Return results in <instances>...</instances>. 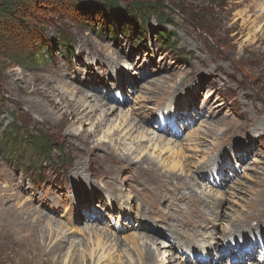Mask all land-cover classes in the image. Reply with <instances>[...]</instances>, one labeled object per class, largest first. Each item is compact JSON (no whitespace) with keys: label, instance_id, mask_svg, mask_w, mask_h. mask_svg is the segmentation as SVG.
I'll return each instance as SVG.
<instances>
[{"label":"rangeland","instance_id":"374dc122","mask_svg":"<svg viewBox=\"0 0 264 264\" xmlns=\"http://www.w3.org/2000/svg\"><path fill=\"white\" fill-rule=\"evenodd\" d=\"M262 2L264 0L30 2L31 15L21 17L19 23L8 29L11 33L0 29V197L5 191L11 197L6 203L0 202V229L13 220L14 212L10 213L9 209L15 207L17 211L27 201L31 209H39L46 217L66 227L63 233L66 231V241L70 240L55 250L53 245L60 237L50 234L45 222L38 224L41 219L37 216L24 211V219L31 220L44 232L41 257L48 256L49 264L69 263L75 251L70 246L72 240L77 245L76 253L82 245L96 241V236L82 232L92 227L115 233L126 246L116 252L108 250L110 257L100 264H127L129 261L123 251L134 257L133 264H139L135 250L126 239L139 234L137 222L151 210L148 205L160 192L157 175L154 177L140 169V161L145 159V167L149 166L147 163L156 166L168 186L179 192L177 194L188 198L194 193L181 180L168 179L174 162L171 153L153 151L148 143L139 148L118 132L110 137L111 143L99 141L121 110L130 118L129 122L134 119L141 123L138 133L150 130L156 136L183 144L193 140L191 148L201 152L186 151V157L190 158L185 162L186 173L189 169L195 170L189 164L198 165L202 170L198 171L202 173L197 180L198 195L208 198L206 195L211 189L219 195L223 193L227 198L225 210H234L236 215L243 216L244 210L252 211L256 207L264 209L259 203L264 199V175L258 178V173L253 172L254 169L264 171V132L257 129L260 123L257 120L264 119V61L259 56L264 45L258 43L262 25L256 22L260 14L258 5ZM112 3L116 6L112 7ZM155 3L158 10L151 14L132 10L136 4ZM87 16L89 22L83 20ZM46 83L50 86L45 88L57 87L58 94L63 93L68 98L64 101L61 96L49 94L55 106L62 112L68 111L69 120L64 122L61 113L53 109L54 105L45 100V96L36 94L35 90L42 89ZM87 94L91 106L95 98L104 109L112 106L116 109V114L101 127L98 119L102 107H98L95 114L82 116L83 119L72 116L68 109L71 101ZM44 111L50 112V118L45 117ZM169 114L171 119L166 118ZM57 123L62 126H56ZM69 133L76 137L68 136ZM13 136L17 137V145L10 147L8 142L13 144ZM31 142H41L44 149L48 148L50 158L40 157L26 144ZM124 147H134L136 151L123 152ZM124 157L135 162L129 166ZM201 159L210 164L202 166ZM76 164L80 166L77 168ZM108 167H115L113 172L119 171L112 175ZM214 171L218 177H211ZM245 171L258 179L244 180ZM76 173L86 175L92 183L88 185L82 176L76 178ZM109 178L117 181L120 192L109 183ZM238 179L245 183L242 192L230 189ZM204 191L207 194H202ZM176 193H166L164 205L158 206L161 212L150 213V219H146L155 230L150 236L161 235L156 236L158 241L173 247V256L188 258L186 264L197 261L236 263L237 251L222 254L215 248L210 256L193 258L200 252L197 244L215 247L232 238L234 231L224 229L222 224L213 233L203 232L194 237L196 240L199 237V241L189 246L195 256L183 252L181 247L187 243L186 238L181 244L180 238L175 240L169 233L174 229L167 226L164 217L166 211L176 213L181 209L176 203L171 207ZM248 200L253 202L252 206H246ZM41 203L45 205H41L43 208ZM121 205L125 211L120 209ZM186 205L184 203V209H191ZM90 211L96 212L97 218H90ZM260 222L264 225V220ZM20 225V231L13 228L10 233L16 241H24L31 235L32 223ZM73 227L80 232L70 235L67 230ZM226 231L232 235L227 236ZM258 246L243 264L257 260ZM83 261L82 264H93L89 259ZM0 264H15L5 261L1 248Z\"/></svg>","mask_w":264,"mask_h":264},{"label":"bare ground","instance_id":"6f19581e","mask_svg":"<svg viewBox=\"0 0 264 264\" xmlns=\"http://www.w3.org/2000/svg\"><path fill=\"white\" fill-rule=\"evenodd\" d=\"M258 6L260 7V10H259L260 14L257 17L256 22L262 25L260 29L258 43H260V45H264V2L260 3V5ZM259 56H260V59L264 61V50L260 52ZM47 83L44 85L42 89H36L35 90L36 94L45 96L44 99L47 100L51 105H54L53 104L54 101L49 96V94H54L55 96H61L62 100L64 101L68 99L63 93H61V95L58 94L59 88L57 87H49V89L45 88V86H50ZM84 96L85 97L79 98V100L77 99V101L74 100L69 103L68 109L70 110L72 116H76L80 118H82V116L87 117L91 114H95L97 112L98 107H102L101 108L102 112L100 115L101 118L98 119V126L101 127L105 121L110 120V117H113L116 114L115 113L116 109L114 110L113 106L111 108L104 109V106L101 105V101L96 100L95 98L93 100L95 104L91 106L90 103L88 102V99H86V97L88 98V94ZM89 97L92 98L93 96H89ZM53 109H56L55 111H57V113H61V116L64 122L66 120H69L68 111L62 112L63 110H61L60 107H57L55 105ZM43 114L47 118L50 116L49 111H44ZM116 116H117V119L115 120V123L112 124L111 127L108 128L107 131H104L103 136L100 137L99 141L101 143H111L109 141L110 137L114 135L116 132H118V134L121 135L123 139L130 140L132 144L138 145L139 148H142L143 144L148 143L150 145V148L153 151H159L160 154H162L163 152L171 153L172 156L174 157V162L172 166L170 167L171 173L168 174V179L169 180H172V179L181 180L183 184L187 188H189L190 191L194 193L192 196L188 198L185 197V195L177 194L179 192L177 190L171 189L168 186L167 182L164 181L163 179L165 176L164 177L161 176V172L156 168V166H154L153 164L147 163L149 166L145 167L144 166V164H146L145 159L140 161L141 162L139 164L140 169H142L143 171L146 170L148 174L153 175L154 177L157 175V178H158L157 180H159V183H160V187H159L160 192L157 193L155 198L151 200V205H148L151 207L150 208L151 210H149L148 212L149 214L143 212L144 214L142 215V218L137 222L136 230H140L139 234L130 236L129 238L126 239V242H129V244H131L133 249L135 250L136 256H137L136 259L139 261V264H167L168 262H174L173 264H186L187 262L188 258L185 259L184 256H181V255L180 257L173 256L172 255L173 247H171L169 244L164 243V241L163 242L158 241L159 239H157L156 236L160 237L161 235H159L158 233H154V237L153 236L151 237L149 233L150 232L152 233L155 230L153 229V227L149 226L148 223L146 222V219H150L149 218V216H151L150 213H153L154 215H158L161 212L160 207L163 206L166 201L165 194L174 193V192L175 193L177 192V193L176 195L172 196L174 199V202L171 205V207L175 206L174 204L176 203V206L181 207V209L179 210L177 209L176 213H173V212L169 213L166 210H165L166 213L164 211L163 212L165 213L164 217H165L167 226L171 229H174L172 230L173 232L172 231L169 232L170 235L175 236L176 237L175 240H179L180 238V244L184 243L183 242L185 241L184 238H186L187 243H184L183 247H181L184 250L183 252L188 253L187 254L188 256L191 254L195 256V254L192 253V250H190V246H189L192 244V242L199 241L198 240L199 237H197L198 238L197 240L194 239V237L196 238L197 235H200L203 232L213 233V230L217 229L218 225L222 224V226H224V229L226 228V230L230 229L234 231L233 235L231 234L230 231H226L227 236L228 234H231L232 238L229 241L224 240V242H221V245L219 244L218 246H215V247L210 244L208 246L197 244V248L200 249V252L198 253L196 257H193V258L197 259V257L204 256V255L210 256L211 250L215 248L216 252H220L222 254H225L226 252L234 254V251L235 252L237 251L236 253L237 254L239 253V255L237 256V262L234 264H243L245 263L246 259H249L252 257L251 255L252 250H254V248L258 246L257 245L258 243H260L261 245L260 247L258 246L259 248L257 250L260 258L257 257V260H254L251 263V264H258V262L262 260L261 259L262 253H264V225H262V222H260L264 220L263 219L264 209L256 207L252 211L244 210L243 216L241 214L236 215L234 210L232 211L230 209V212H227V210H225L224 202H226L227 198H225V195L223 193L219 195V193H216L215 191L211 189L208 195H206L208 198L198 195V193H196V188L199 186V182L197 180L200 178V176H202V173H199L198 171H202V170L199 169L200 167L198 165L191 166L189 164L190 168H193L195 170L193 171L189 169L188 171L190 172H187L188 175L186 176L187 164L185 162L186 161L185 159L190 158V157H186L187 155L186 151L193 152L196 150L195 152H201V151H198L199 150L198 148H195V149L191 148L193 140L188 141L186 145L172 138L168 139L162 136L161 137L156 136V133L150 132V130L149 131L146 130L145 132L142 131V133L141 132L138 133V130L141 129L140 122L138 121L136 122V120L134 119H132L133 121L132 123L129 122L130 118L127 115H125L122 110ZM166 118L171 119V114H169V116H167ZM259 119L261 120V118ZM260 120H257V123L260 122L257 125V129L259 131L264 132V119H262L261 121ZM56 126H62V123H57ZM213 131H215V129H213ZM94 134H96V131H94ZM167 134H169L171 137H175V135L172 136L171 133H167ZM151 135H154L153 138L150 137ZM210 135H211V131H210ZM65 136H66V133H65ZM68 136L76 137V135L73 133L72 134L69 133ZM122 151L123 152L128 151L129 153L135 152L136 148L134 149V147H131V148L124 147ZM137 158L138 157H136V159ZM124 160H127V163L129 166L135 162V159H131V158L128 159L126 157H124ZM117 161L122 162V160L120 159H117ZM202 161L203 160L201 159V163L203 164L202 166L206 167L210 164L208 160L204 161L205 163H203ZM187 163H188V160H187ZM81 165L84 167L83 164ZM76 166L78 168L80 164H76ZM115 167L107 168L108 170H110L109 171L110 174L116 175V173L119 171V169H117L116 172H113L112 170ZM89 171H91V169ZM253 172L258 173L259 175V177L257 176L258 178L264 175V171L261 169H254ZM243 173L245 174L244 180L246 181H254L256 178L254 177L252 173H249L248 171L247 172L245 171ZM81 176L83 177L81 179H83L88 185L92 183L86 175L84 176L81 174L75 177L80 178ZM214 176L218 177V174L215 173V171L214 173H212L211 177H214ZM238 181L239 182H236L235 185L233 184L230 187V189L238 190L239 192H242L243 187L245 186V183L243 180H240V179H238ZM116 182H117L116 180L109 178V183L118 189V185H116ZM86 183L84 184L86 185ZM118 192H120L119 189H118ZM3 193L4 195L0 197V202L6 203L5 201H7L8 199L10 200L11 197L8 195V193H6V191ZM203 193L207 194L206 191L202 192V194ZM184 203L189 205L191 209L189 210L188 208L184 209ZM259 203H260V207H262V205L264 206V199H261ZM22 205H23V208L17 211H15L16 210L15 207H14L15 210L12 207L9 209L10 213L14 212L13 217H11V219L13 220L10 222L8 221L9 225L7 224V226L6 225L2 226L0 229V248L3 251L5 261L7 263H15V264H49L48 256L46 257V255H44V257H41V253H42L41 245L43 246V243H44V242L42 243V239L44 238V235L42 234L44 232L40 231V229L36 226L37 224L33 223L31 220L24 219L23 217L25 213L24 211H26L28 215L33 214V216H37L38 219H41L38 221V224H41V222H45V227L50 232V234L52 235L57 234V236L60 237V239L53 245V248L55 250L61 249L63 244L68 243L70 240L69 239L68 241H66L68 239L67 233L66 231L65 233H63L64 232L63 230L66 227L62 224V222L46 217V215H44L41 211H39V209H36V208L31 209V204L28 203L27 201L24 202ZM41 205L45 206L42 203L40 204V206ZM159 205L160 207H158ZM248 205L252 206L253 202L248 200L246 202V206ZM42 206L41 208H43ZM29 209L31 211L30 213H29ZM120 209L122 211L126 210V208L123 205L120 206ZM173 210H176V209H173ZM91 212H94V211L88 212V215L91 216L90 218H93V217L97 218L98 214L96 212L91 214ZM20 223H30V224L32 223L31 229L29 228L31 235L29 236V238L27 237L28 239L25 238L26 240L24 241L22 240L16 241L14 239V236L10 234L13 228L18 229V231H20V227H21ZM253 223H255L256 226H254ZM54 227L57 229H55ZM178 227H180V231L178 230ZM91 229L87 228L86 230H83L82 232L83 233L88 232L92 234L91 237L93 235L96 236V241H89V244L87 245L84 243H83L84 245H82L81 243L82 249L79 250V253H76V248H77L76 242L73 240L70 241L71 242L70 246L71 248H74L75 251L74 253L71 254V257H70L71 259L68 264H82V262H84L83 260H86V259L87 260L89 259L91 262H93V264H100V262L105 261L106 259L110 257V254H107L108 250L114 249L116 252L120 248L123 249L126 247L124 242H122V240L115 233L108 232V231L103 230L102 228L99 229L97 227L95 228L92 227ZM76 231H79V230L76 229L75 227L67 230V232H71L69 233L70 235H72ZM236 233H243L246 235H236ZM171 236H169V238H171ZM51 244H52V240L49 242V245ZM206 247L208 249H206ZM228 247H231V248H228ZM122 254H126V257L128 258L129 262H127V264H133L134 261H136L134 257L130 256V253H128L127 251L126 252L123 251ZM220 256L221 254H219V257ZM243 256H245V258ZM59 263L60 262H58L57 264ZM196 264H202V263H200V261H197ZM260 264L262 263L260 262Z\"/></svg>","mask_w":264,"mask_h":264},{"label":"trees","instance_id":"16d2710c","mask_svg":"<svg viewBox=\"0 0 264 264\" xmlns=\"http://www.w3.org/2000/svg\"><path fill=\"white\" fill-rule=\"evenodd\" d=\"M38 2V0H0V29L5 30V31H9V33L12 32V30H8L10 28L13 27L14 24L19 23L21 17H26L28 15H31L28 7H29V3L30 2ZM116 4L112 3V7H115ZM132 10L136 12V10L140 11L141 10L143 12H147V14H151V11H157L158 8L156 7V3L155 4H146V5H140V4H136L134 7H132ZM151 12V13H150ZM83 20H85L86 22L90 21V18L87 16L85 17V19L83 18ZM2 42V40L0 39V43ZM2 44V43H1ZM0 44V48L2 47V45ZM26 59V57H23V59ZM22 59V60H23ZM22 62H20L19 64H21ZM17 142V137L13 136V144H11V142H8V144L10 145V147H14L16 146ZM29 145V147H31L32 149H34L40 157H45V158H50V156H48V148L44 149L42 146L41 142L35 143V142H31V143H26ZM40 150H38V149Z\"/></svg>","mask_w":264,"mask_h":264}]
</instances>
